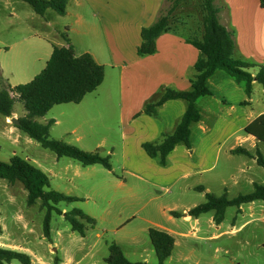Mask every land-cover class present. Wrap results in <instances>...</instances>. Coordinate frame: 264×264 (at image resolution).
Masks as SVG:
<instances>
[{
  "label": "crops",
  "instance_id": "1",
  "mask_svg": "<svg viewBox=\"0 0 264 264\" xmlns=\"http://www.w3.org/2000/svg\"><path fill=\"white\" fill-rule=\"evenodd\" d=\"M165 1L69 0L65 15L47 10L39 16L22 0H0V51L7 56H0L3 79L11 76L10 81L25 71L34 72L33 79L45 67L53 46L67 45L61 34L65 30L77 55L88 53L104 67L101 85L78 104L55 105L61 106L57 110L59 115L51 120L56 139L86 152L98 151L101 156H108L112 171L100 164L83 167L70 158H57L52 151L47 153L37 147L33 148L31 158L24 157L48 177L51 188L78 198L74 204L98 205L99 215L94 210L86 213L81 210L95 220V226L91 234L81 237L86 244L89 242V247L85 253L77 249L82 256L75 263L93 255L103 241L107 251L109 243L117 244L131 262L156 264L158 259L148 232L157 229L174 238L173 251L164 264H185L187 257L180 252L181 240L191 232L196 236L202 215L197 219L187 216L195 204L183 207L181 212L176 210L179 205H186L181 201L184 195V199H190L187 193L193 192L202 203L206 193L216 196L226 193L231 199L252 192L254 184H259L255 178L258 165L253 156L259 150L264 158V144L246 134L244 128L264 114V108H257L259 100L255 97L261 85L253 81L251 96L247 97L243 86L223 71L208 78L210 95L195 102L200 119L190 125L189 146L177 144L166 156L165 165L160 164L159 157L151 158L144 150L143 144L158 145L174 132L187 102L169 100L155 115L145 114V105L159 100L165 89L191 90L196 74L194 64L200 56L185 41L194 36L191 33L194 29L178 24L157 38L155 54L143 57L136 54L141 29L157 21ZM215 1L220 7V23L234 34V57L264 65V0ZM250 72L254 75L256 69ZM260 93L264 100L263 88ZM21 116V111L13 110L12 117L4 118V130L16 145L21 144L26 150L32 142L21 137L19 129L11 123L12 118ZM63 122V128L56 130ZM238 147L252 156L234 154L232 151ZM7 185L0 179V201L7 199L14 205L17 220L11 237L0 221V247L27 254L31 263L53 264L57 250L51 246L46 250L35 243L42 231L37 213L23 209L21 198L25 197V191L21 188L23 196L18 197ZM261 202L234 207L236 214L245 218L247 207V217L253 220L255 208ZM172 212L182 216L174 217ZM209 213L212 217L213 212ZM259 215L257 219L264 224V211H259ZM136 221H139L136 227H128ZM215 226V231H219L222 224ZM239 228L232 223L230 232ZM51 234L50 224V238ZM109 234L113 237L107 242L104 238ZM220 236L217 233L213 238ZM62 238V232L57 231L56 239ZM176 249L179 253H175ZM60 250L58 264H71L73 252L65 247ZM101 260L105 257L101 256Z\"/></svg>",
  "mask_w": 264,
  "mask_h": 264
},
{
  "label": "trees",
  "instance_id": "2",
  "mask_svg": "<svg viewBox=\"0 0 264 264\" xmlns=\"http://www.w3.org/2000/svg\"><path fill=\"white\" fill-rule=\"evenodd\" d=\"M22 1L28 3L39 16H43L47 10H53L63 16L67 13L69 4V0ZM166 1H171V6L166 13L149 27L141 29V43L136 50L139 57L155 54L157 38L175 28L172 16L180 0ZM219 12L220 7L215 0H199L198 33L185 40L200 53L194 64L196 74L191 81V90L165 89L159 100L145 105L143 110L145 114L155 115L157 109L169 100L187 102L185 113L171 135L165 136L158 145L143 144L144 150L151 158L159 157L161 165L166 164V156L177 144L184 143L189 146L190 125L200 119L195 102L199 97L210 95L207 80L214 72L223 71L236 83L242 85L247 97L251 96L253 81L264 89V65H254L234 57V34L220 23ZM61 34L67 45L53 46L45 67L30 82L11 87L0 74V115L4 118L12 117L13 107L16 102H19L25 114L17 118L18 124L14 126L42 148L52 151L57 158H70L83 167L100 164L112 171L108 156L103 157L98 151L86 152L53 138L50 129L54 120H49L45 124L35 120L45 116L55 105L78 104L85 95L95 91L104 79V67L97 64L88 53L77 55L67 37V31ZM252 69H256L254 75L250 72ZM244 132L264 144V114L246 125ZM232 152L252 156L240 147ZM253 157L256 158L257 165L264 169V158L261 152L257 150ZM0 179L5 180L9 186L18 185L26 192V207L36 206L38 212L43 211L42 235L47 241H51L50 224L54 215L62 216L71 231L81 237H85L87 232L94 228L95 220L81 210L72 208L63 212L59 206L61 203L73 204L79 199L52 189L48 177L28 161L18 156H13L8 162L0 161ZM200 191L202 192L203 188H200ZM254 201L264 202V185L254 184L252 192L239 194L231 199L226 193L220 196L206 193L205 201L188 210L187 216L197 219L203 214L213 212V222L219 225L223 222L229 207L239 209L241 205ZM171 214L177 218L182 216L177 212ZM148 234L157 255L156 264H164L165 259L173 251L174 238L157 229H150ZM108 251L109 254L104 260L106 264H147L129 261L115 243L108 244ZM14 261L20 264H31V258L27 254L0 247V264H11ZM58 262L59 258L55 255L53 264Z\"/></svg>",
  "mask_w": 264,
  "mask_h": 264
},
{
  "label": "rangeland",
  "instance_id": "3",
  "mask_svg": "<svg viewBox=\"0 0 264 264\" xmlns=\"http://www.w3.org/2000/svg\"><path fill=\"white\" fill-rule=\"evenodd\" d=\"M171 6V1H165L164 7L161 10L162 14H165L168 8ZM30 9V8H29ZM173 17V27L183 26L188 27L186 29L190 28L194 29L192 34L197 35L198 28L200 24V13H199V0H180L179 6H177L176 10L174 11ZM190 34V32H189ZM192 37V36H191ZM4 52L0 51L1 57H7L4 56ZM8 55V54H6ZM29 62L27 63V65ZM34 72L25 73L20 72L18 76H16L13 79H10L9 77H5L8 79H5L6 83L10 85L11 87L22 85L30 82L31 75ZM1 74V71H0ZM261 86H258V90L255 92L256 99L259 100V104H257V108L260 110L261 108H264V100L263 95L260 93ZM61 106H55L53 107L45 116L36 118L35 120L41 124L47 123L51 118L54 116H58L57 110ZM14 112L21 111V115L25 114V110L21 103L16 102L13 107ZM64 122L60 126H56V130L58 127L63 128ZM6 125L4 124V117L0 115V161L8 162L13 156H18L22 159L24 157L31 158V156L34 153L33 148H36L38 150L46 151L47 153H51L49 150H44L37 142L30 139L28 136L23 134L22 132H18L21 137L25 136L27 139H30L32 142L31 147H25L26 150L22 147V145H16L13 141V137H10L8 135V131L4 130V127ZM53 127V126H52ZM52 127L50 129L51 136L53 138H56L54 136V130H52ZM262 148L264 149V145H262ZM94 152V151H93ZM100 154V153H99ZM255 178H257L259 181V184L264 185V169L259 167L255 170ZM9 191L18 197L23 196V192L20 186L13 185L9 186L7 185ZM53 189V188H52ZM233 194L232 192L229 193V196ZM187 196L190 197V199H184L182 198V202L186 205H179V207L176 208V210L180 211L183 207L195 204V206L202 203L200 196L191 192L187 193ZM233 196V195H232ZM8 198V197H7ZM21 202L23 204V209L25 211L31 210L35 211L38 215V221H39V228L42 231V220H43V211L38 212L36 206L26 207V192L25 197L23 196L21 198ZM176 202V201H174ZM179 202V201H178ZM61 208H65L66 211L71 210L72 208H79V210H82L83 212H90L94 210L95 215H99V211L97 210L98 205L93 203H76V204H66L61 203L59 205ZM236 208L229 207L224 215V220L221 223L222 226L220 227L219 231H215V225L213 222H211V214H204L200 217L199 220V232L196 234V236L191 232L189 237H186V239H183V245L180 249V252L184 254V256L187 257V262L185 264H264V224L261 222L260 219H257L259 215V211H264V202L258 203L255 208V215L253 216V220L248 218V208H245V218H241L240 215L236 214ZM236 217V220L234 221L233 218ZM16 209L13 204L8 203L7 199L3 201H0V221L4 224V226L7 228V236L11 237V232L14 231V224L16 223ZM139 223V221L133 222L132 225H129L128 227H136V224ZM235 224V228H239L241 224H244L242 227H240L238 230L234 232H230L231 225ZM51 228H52V234H51V241H47L42 235L39 236V238H36L35 243H39L44 249L48 250L47 247L51 246L54 249L57 250V257H61V250L60 247H65L66 249L73 252V261L71 264H106L103 260H101V256L107 258L108 251L106 246L104 245V242L102 241L99 243L98 247L95 249V253L88 254L87 257H83L80 262L75 263L82 254L76 252L77 249H80L82 253H85L88 251L89 242H83L81 239V236L77 234L76 232H72L70 229V226L68 223L63 219L62 216H56L54 215L51 221ZM57 231H61L63 238L62 239H56V233ZM92 229H90L87 234H91ZM4 233V235H6ZM217 233H221V236L214 240L213 236ZM86 234V235H87ZM12 236H15L14 234ZM67 236H71V238H67ZM113 236L109 234L108 236L105 235L104 240L106 239L107 242H110ZM91 241V238H87ZM56 242L55 246L52 242ZM40 246V247H41ZM59 246V247H58ZM88 246V247H87ZM175 253H179V249L175 250ZM92 256V257H91ZM11 264H20L19 262H12ZM31 264H35L32 262ZM181 264V263H179ZM184 264V263H183Z\"/></svg>",
  "mask_w": 264,
  "mask_h": 264
},
{
  "label": "water",
  "instance_id": "4",
  "mask_svg": "<svg viewBox=\"0 0 264 264\" xmlns=\"http://www.w3.org/2000/svg\"><path fill=\"white\" fill-rule=\"evenodd\" d=\"M11 123L14 124V125H17L18 124V121L16 118H12L11 119Z\"/></svg>",
  "mask_w": 264,
  "mask_h": 264
}]
</instances>
